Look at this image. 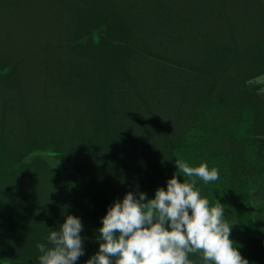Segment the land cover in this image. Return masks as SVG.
Segmentation results:
<instances>
[{"label":"trees","instance_id":"16d2710c","mask_svg":"<svg viewBox=\"0 0 264 264\" xmlns=\"http://www.w3.org/2000/svg\"><path fill=\"white\" fill-rule=\"evenodd\" d=\"M43 1L63 25L57 35L63 36L73 58L64 83L66 95L91 114V138L86 136L83 143L87 153L74 158L63 152L60 142L38 132L13 145L0 135V180L18 177L27 185L50 181L73 214L99 236L107 209L127 192L153 199L156 189H166L173 176L180 182L187 179L176 160L191 167L206 163L219 170V179L209 184L197 180L201 196L210 205L218 201L224 206L225 220L234 223L230 239L249 264H264V201L259 200V214L251 213L254 191L264 192V98L259 93L262 83L249 82L264 74V39L243 49L211 43L201 61L172 60L180 65L173 67L165 51H155L156 46L140 36V25H147L142 14L148 0ZM136 56L155 58V77L173 71L187 81L184 87H167L175 94L184 91L171 124L154 116L149 104L143 113L131 114L129 94L147 103L145 89L134 88ZM0 68V78L20 83L13 68ZM103 177L118 182L110 195L100 188ZM33 192L32 186L24 190L30 203L37 200ZM0 199L7 201L0 208L7 206L17 217L0 219V261L39 264L33 233L41 226L20 218L13 194L0 189ZM196 264H203L198 254Z\"/></svg>","mask_w":264,"mask_h":264},{"label":"rangeland","instance_id":"374dc122","mask_svg":"<svg viewBox=\"0 0 264 264\" xmlns=\"http://www.w3.org/2000/svg\"><path fill=\"white\" fill-rule=\"evenodd\" d=\"M143 11L147 25H140V36L143 37L140 38L144 43L155 45V51H165L171 62L177 60L188 64L201 61L211 43L243 49L264 39V0H148ZM54 12L43 0H0V66L4 64L6 69L13 68L20 81L10 84L0 78V135L13 145L38 132L53 137L61 143L63 152L76 158L78 153H87L83 143L87 140L86 136L91 138L93 127L89 120L93 119L83 103L66 95L68 88L64 83L67 72L73 68L69 66V59L73 58L65 49L63 36L57 35L62 33L63 25ZM140 19L142 17H138L137 22ZM97 35H92V41ZM86 41L87 38H84L80 42ZM148 57L136 56L133 61L138 75L134 88L141 85L145 89L144 101L147 103H138V97L129 94L131 114L143 113L149 104L153 107L154 116L171 124L170 121L175 120L174 111L179 97L184 91L175 94V91H167V87H184L187 81L173 71L168 76L155 77V64H151L155 58ZM172 66L180 65L172 62ZM249 82L262 83L259 93L264 98V74ZM1 184L2 192L15 196L20 218L28 217L41 226L33 233L38 240L36 244L46 240L44 244L50 247L47 241L50 232L59 231L68 215L75 216L50 181L35 182L37 185L34 186L33 183L27 185L21 182L18 177H5L0 180ZM100 185L110 195L118 182H109L103 177ZM30 186L37 198L32 203L24 196V190ZM254 190V185L250 186V191ZM255 192L251 202L252 215L259 214V200L264 201V192ZM6 203V200L0 199V204ZM27 205L30 207L27 208ZM32 205L36 207L35 211ZM3 216L17 219L15 215H10L7 206L0 208V219ZM79 219L83 226L80 235L85 254L76 264H86V260L97 253L99 247L96 244L101 239L82 218ZM189 258L196 264L197 255H190ZM0 264L7 263L0 261Z\"/></svg>","mask_w":264,"mask_h":264},{"label":"clouds","instance_id":"9594fccd","mask_svg":"<svg viewBox=\"0 0 264 264\" xmlns=\"http://www.w3.org/2000/svg\"><path fill=\"white\" fill-rule=\"evenodd\" d=\"M175 166L187 178L183 182L175 175L153 199L127 192L113 202L97 230L102 242L86 264H194L189 257L197 254L203 264H249L230 239L234 223L225 220L224 206L210 205L196 187L197 180L217 181L219 170L183 160ZM82 231L80 219L68 215L47 236L50 247L36 245L39 264H76L85 254Z\"/></svg>","mask_w":264,"mask_h":264}]
</instances>
